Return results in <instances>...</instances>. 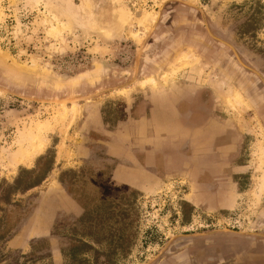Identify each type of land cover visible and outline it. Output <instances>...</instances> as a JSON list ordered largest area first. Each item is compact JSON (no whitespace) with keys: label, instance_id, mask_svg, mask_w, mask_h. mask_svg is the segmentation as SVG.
Here are the masks:
<instances>
[{"label":"rangeland","instance_id":"obj_1","mask_svg":"<svg viewBox=\"0 0 264 264\" xmlns=\"http://www.w3.org/2000/svg\"><path fill=\"white\" fill-rule=\"evenodd\" d=\"M0 10V48L25 66L0 56V264H264V0ZM143 12L154 22L138 40ZM48 14L64 24L56 40ZM200 91L204 118L182 130L177 104ZM38 127L40 151L18 160ZM113 139L142 163L155 151L154 182L111 155Z\"/></svg>","mask_w":264,"mask_h":264},{"label":"bare ground","instance_id":"obj_2","mask_svg":"<svg viewBox=\"0 0 264 264\" xmlns=\"http://www.w3.org/2000/svg\"><path fill=\"white\" fill-rule=\"evenodd\" d=\"M0 14H1V10H0ZM45 23L48 24L49 28L47 29L46 31V34L47 36H51L52 38H54L56 40V36L58 35V33L64 28V24L63 22L61 21H58V18L54 15V14H48L46 16V18H44L43 20ZM125 22V21H124ZM152 22H154V16L149 13V12H143V14L139 17H136L135 19V24L137 25L138 28H143V32L141 33L142 36H139V34H137V30L135 32H131V35L140 40L141 37L145 36L146 35V32H147V26L152 24ZM141 32V31H140ZM0 56L5 59V60H9L11 61V63L13 65H17L18 67H21L23 65H19L13 57H11V55H9L7 52H5L4 50H2L0 48ZM30 68H35L36 67V64L34 61H32ZM45 66V65H44ZM25 67V66H23ZM44 72V71H43ZM46 72V71H45ZM171 77H173L171 75ZM155 80L153 79V77H149V78H143L141 79L139 82H138V86L140 87H143L145 86L146 84H150L152 86L155 85ZM136 82V81H135ZM132 84V83H131ZM135 84V83H134ZM116 91V90H115ZM126 90L125 88H120L118 89L117 93L119 94H122L124 93ZM234 100L235 101H238L239 98L237 93L234 94ZM230 98V97H229ZM225 100H226V97H225ZM224 100V101H225ZM229 100V99H228ZM231 101V100H230ZM238 104V103H237ZM229 106V105H228ZM236 106V105H235ZM73 108V107H72ZM41 131H40V127H38V130H37V135L34 136L33 140H32V144L30 145V148L27 149L24 153V156H22L23 158H18V160H21V161H26V160H29L35 153H37L38 151H40L41 147H42V141L40 139V136H41ZM32 139V138H31Z\"/></svg>","mask_w":264,"mask_h":264},{"label":"crops","instance_id":"obj_3","mask_svg":"<svg viewBox=\"0 0 264 264\" xmlns=\"http://www.w3.org/2000/svg\"><path fill=\"white\" fill-rule=\"evenodd\" d=\"M143 121H144V117H143ZM145 121H147V123H150L149 121H150V119L147 117H145ZM164 123H166V121H163V120H161L160 121V123H159V128L160 127H165L166 125L164 124ZM175 124V123H174ZM155 125H157V124H155ZM167 127V126H166ZM170 128H171V126H170ZM114 140V144L113 145H111L110 146V153H111V155L112 156H114V157H128V158H125V159H130V160H132L131 161V163H135V162H137L138 163V165H140V167H142V168H144L146 171H145V174L148 176L149 175V177L150 178H148V184H150V183H152V182H154V179H153V176H152V174H151V167H152V165H153V163H154V160H155V158L158 156L156 153H155V151H153V152H148L147 154H146V152L143 154V159H144V162L145 163H142L141 161H140V156L138 155V157H137V154L135 155L134 154V151H133V147L131 148V149H129V145L131 144L130 143V141L127 143V147H126V150L125 151H123V150H120L119 148H117V146H119V143H118V139H113ZM124 141V140H123ZM124 143H126V142H124ZM133 146V145H132ZM131 147V146H130ZM158 149H160L158 152H160V151H162V147H160V148H158ZM164 150V149H163ZM149 157H151L152 159H149ZM165 157V154L164 153H162V155H161V158L163 159ZM136 165V164H135ZM120 168H123V173L125 174V175H127V177L126 178H117L116 177V179H117V181H119V182H122V183H124V184H128V185H131V186H134V187H140V185H138V184H140L139 183V179H138V177H136L135 176V172H133L131 169H130V167L129 166H125V167H123V166H119V168H117V172H119L120 173ZM264 241V240H263Z\"/></svg>","mask_w":264,"mask_h":264},{"label":"flooded vegetation","instance_id":"obj_4","mask_svg":"<svg viewBox=\"0 0 264 264\" xmlns=\"http://www.w3.org/2000/svg\"><path fill=\"white\" fill-rule=\"evenodd\" d=\"M168 23V21H166ZM165 22V23H166ZM173 25L171 26V28ZM174 28V27H173ZM198 49L200 53H204L205 57L207 56L205 53L208 52L207 48H205L203 45H198ZM207 58V57H206ZM202 92H198L194 96H184L182 99L179 100L177 104V109H178V118L181 127L183 128L182 130L185 129H192L194 126H196L198 123L201 122V119L204 118V115L200 113L199 111V103L201 102V94ZM258 242L257 245L264 246V241L263 240H254ZM252 241V242H254ZM264 248V247H263ZM260 259L264 262V250L261 251V255H259Z\"/></svg>","mask_w":264,"mask_h":264},{"label":"trees","instance_id":"obj_5","mask_svg":"<svg viewBox=\"0 0 264 264\" xmlns=\"http://www.w3.org/2000/svg\"><path fill=\"white\" fill-rule=\"evenodd\" d=\"M120 236H122V235H121V234H119V238H120ZM95 264H98V262H97V261H95ZM102 264H105V263L103 262Z\"/></svg>","mask_w":264,"mask_h":264}]
</instances>
